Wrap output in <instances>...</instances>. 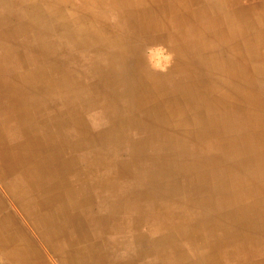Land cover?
<instances>
[{"label":"rangeland","instance_id":"rangeland-1","mask_svg":"<svg viewBox=\"0 0 264 264\" xmlns=\"http://www.w3.org/2000/svg\"><path fill=\"white\" fill-rule=\"evenodd\" d=\"M0 264H264V0H0Z\"/></svg>","mask_w":264,"mask_h":264}]
</instances>
